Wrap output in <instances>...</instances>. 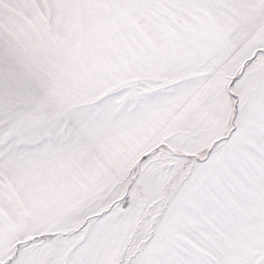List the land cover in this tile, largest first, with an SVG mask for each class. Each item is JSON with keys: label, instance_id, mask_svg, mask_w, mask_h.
<instances>
[{"label": "snow or ice", "instance_id": "obj_1", "mask_svg": "<svg viewBox=\"0 0 264 264\" xmlns=\"http://www.w3.org/2000/svg\"><path fill=\"white\" fill-rule=\"evenodd\" d=\"M0 264H264V0H0Z\"/></svg>", "mask_w": 264, "mask_h": 264}]
</instances>
